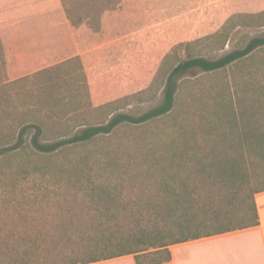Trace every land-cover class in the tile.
Returning <instances> with one entry per match:
<instances>
[{"label":"rangeland","instance_id":"374dc122","mask_svg":"<svg viewBox=\"0 0 264 264\" xmlns=\"http://www.w3.org/2000/svg\"><path fill=\"white\" fill-rule=\"evenodd\" d=\"M42 1L23 0L22 5L33 11ZM50 1H54L51 5L56 8L63 1L66 12L73 16L87 12L95 16V20L80 26H58L61 32L73 33L70 40L75 46L59 39L50 43L53 39L43 37L28 45L30 57L20 59L18 64L9 55L10 65L6 66V55H0V81L22 77L18 83L0 89V96L6 92L11 97L6 103L0 102V109L17 113L14 117L20 126L22 120L42 123L46 141L64 133V129L72 136L89 125L86 120L100 119L97 111L104 116L111 110L109 105L100 109L94 103L121 98L115 103L121 108L111 116H139L161 104L163 88L151 82L159 79V73L177 58H185L187 49L195 55L219 58L264 35V18H252L264 11V0ZM120 52L119 59L113 58ZM83 71L87 77L96 75L100 80L95 83V79L84 78ZM177 83L175 106L169 114L144 124L124 123L110 135L56 155L57 161L67 160V154L70 159L88 156L91 166L83 165L84 171L60 173L53 166L45 174L32 172L25 177L17 168L8 170L0 181V227L5 228L0 229V237H16L22 243L21 249L36 255L40 264L65 263L72 259L68 256L77 254L83 230L94 233L91 235L99 230L118 234L119 226L129 232L135 221L129 216L131 209L166 205L164 201L171 197L165 194L162 178L177 188H182L184 182L195 187L193 182L203 181L201 178L207 175L202 173L200 178L192 172L193 168L210 160L213 149L218 155L237 154L239 149L233 147L236 135L221 120L223 103L233 101L239 109V99L244 100L247 114L252 116L259 110L257 116L264 123V106L259 109L248 104L252 97L264 95V48L215 72L191 69L178 77ZM147 84H151L147 95L135 94ZM123 87L130 88L120 92L118 89ZM108 91L106 99H100ZM126 95L132 96L125 98ZM78 110L82 116L77 115ZM24 111L26 117L22 116ZM25 136L31 140L33 133ZM251 164L249 182L241 192L249 195L243 207L250 206L252 192L260 186ZM189 172L194 174L193 179L185 178ZM102 184L109 186V194L101 197ZM197 188L201 194L197 196L199 205L209 201L208 205L217 207H228L226 195L236 189L223 184L213 186L209 200L210 187ZM237 204L231 209L241 215ZM81 205L123 206L116 209L121 216L118 222L104 224L98 218L93 222L97 215L88 206L82 210ZM169 205L175 204L171 201ZM136 215L144 226L156 221L154 210L145 218L141 213ZM14 222L18 223L16 227ZM11 228L14 235L9 233ZM173 232L179 235V231Z\"/></svg>","mask_w":264,"mask_h":264},{"label":"trees","instance_id":"16d2710c","mask_svg":"<svg viewBox=\"0 0 264 264\" xmlns=\"http://www.w3.org/2000/svg\"><path fill=\"white\" fill-rule=\"evenodd\" d=\"M53 2L44 0L41 4L36 5L35 10L28 11V8L22 5L23 0H0V55H6V66L10 65L8 62L9 55L15 61V64H18L20 59H28L30 57L27 53L29 51L28 45L30 44V47L40 42L43 37L53 39L50 43H54L56 39L64 40L66 44L69 43L70 39H73V33L69 32L68 34L71 35H68L65 31L61 32L58 26L65 28L67 23L80 26L84 22L95 20V16L88 12L85 15L73 16L68 11L66 12L63 1L59 3L57 8L51 5ZM255 17L258 19L264 18V11L252 16L253 19ZM59 20L60 22L57 23ZM76 35L80 36L81 32H77ZM107 43L108 41L105 42V44ZM71 44L75 46L72 41ZM261 48H264V35L252 38L245 47L235 49L219 58L195 55L187 49L185 58H177L175 62L159 73V79L154 78L151 82L153 85L157 83L159 88H163L164 99L161 104L139 116L127 113H117L111 116L121 108L115 104L121 98L94 103L95 107L100 109L103 105H109L111 112L108 111L103 116L97 111L98 117L101 116L100 119L96 121L86 120V124L89 125L80 132L72 134V136H68L69 133L64 129V133L52 138L50 141H46L44 140V138H47L46 130L42 123H29L21 119L20 126L16 117H14V114L17 113L6 110V108L0 109V181L2 180L1 177L6 176V172L13 170V168H17L19 172L24 173L25 177L32 172L45 174L48 172V168L53 166L60 173L84 171L83 165L91 166L88 156L70 159L67 154L65 156V158H68L67 160L57 161L56 155L64 152L68 153L74 147H84L100 136L110 135L124 123L144 124L152 119L169 114L175 106L178 77L194 68H200L205 72L218 71L241 58L254 54ZM121 54L122 52L113 58L119 59ZM0 65L3 64L0 63ZM49 65H54V63L46 64V67ZM83 73L84 78L88 79L90 77L89 79L92 81L95 79V83L98 82L96 80H100V77H96V75L87 77L86 72L83 71ZM18 79L11 82L0 81V89H6L7 86H10L9 83H18ZM150 87L151 84L143 85L139 88V91L134 93L147 95L146 93H148ZM129 88L123 87L118 90L121 92ZM131 88L135 89L136 85H131ZM109 93L110 91L108 93L103 92L100 99H106ZM2 94L0 102L6 103L8 99H11L8 93L3 92ZM130 96L132 95L124 97L128 98ZM263 96L259 98L252 97L248 104H253L255 108L261 109L264 106ZM232 103L233 101L223 103L224 113H221V120L228 123L230 132L236 135V143L233 147H237L239 150L235 156L218 155L213 149L211 152L213 156L210 160L199 162V165L193 168L192 172L199 177L202 173L207 175L206 178L200 177L203 181L193 182L195 187H189L191 183L184 182L182 188H177L168 179L162 178L161 184H164L165 194L171 197V200L164 201L166 205H144V208L131 209L129 216L131 219L134 217L135 221L129 232L121 230L119 226L117 228L118 234H107L99 230L96 235H91L94 233L85 232L86 229L83 230L84 233L78 240L79 250H77V254L75 253L74 257L68 256L72 259L62 264H89L126 255H134L138 264H163L171 260L170 246L172 244L258 225L259 215L254 195L264 190V123H261L263 119L257 116L259 110L252 116L247 114V105L244 100L239 99V109ZM235 104L237 105V103ZM82 114L78 110L77 115L82 116ZM26 115L27 112L24 111L22 116L26 117ZM62 120L64 124L66 122L65 117ZM250 122L257 124H250ZM63 124L62 128L64 127ZM32 133L31 140L25 139L26 134L30 135ZM248 157L252 158L251 161ZM26 158L29 160L27 161ZM55 163L57 167H55ZM250 163L255 167V175L260 181V186L253 190L250 206L243 207L242 205H246L249 195L244 196L241 192L249 182ZM192 172H189L185 178L193 179L194 174ZM219 184L236 188L232 193L226 195L229 206L208 205L207 202L209 201H206L204 205H199L197 196L201 194L197 192V187L203 186L207 189L206 186H209L207 199L211 200L213 197L211 187ZM99 187L101 197L109 194V186L102 184ZM164 197L166 196L164 195ZM171 201L175 205H169ZM236 204L240 205L241 215L231 209L232 205ZM86 206L97 215L93 222L98 218L101 223L105 224L111 221H119L121 216H118L116 209L123 205H81V209H86ZM77 209L82 213L80 207H77ZM152 210L156 212V221L153 224L144 226L143 220L136 215V212L141 213V217L145 218L151 214ZM239 216L240 218L237 219ZM12 224L14 227L18 225L17 222ZM0 229L5 228L0 227ZM13 229L11 228L9 232L11 235L15 234ZM175 230L179 231V235L176 236L173 232ZM7 237H0V264H40L36 255L27 249H21L22 243L17 241L16 237L10 239ZM33 258H35L34 261ZM43 262L41 264H45V261Z\"/></svg>","mask_w":264,"mask_h":264},{"label":"crops","instance_id":"0c3cea01","mask_svg":"<svg viewBox=\"0 0 264 264\" xmlns=\"http://www.w3.org/2000/svg\"><path fill=\"white\" fill-rule=\"evenodd\" d=\"M259 224L170 246L163 264H264V190L254 195ZM89 264H138L126 255Z\"/></svg>","mask_w":264,"mask_h":264}]
</instances>
